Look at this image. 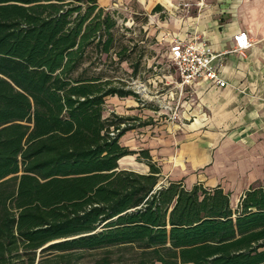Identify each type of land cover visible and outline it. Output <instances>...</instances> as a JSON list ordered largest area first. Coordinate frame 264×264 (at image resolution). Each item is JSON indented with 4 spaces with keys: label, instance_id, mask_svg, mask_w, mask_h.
Returning <instances> with one entry per match:
<instances>
[{
    "label": "trees",
    "instance_id": "1",
    "mask_svg": "<svg viewBox=\"0 0 264 264\" xmlns=\"http://www.w3.org/2000/svg\"><path fill=\"white\" fill-rule=\"evenodd\" d=\"M115 27L97 0H0V264H264L262 187L232 208L120 146L137 118H104L105 102L140 99L96 72L125 59ZM135 154L147 174L118 169Z\"/></svg>",
    "mask_w": 264,
    "mask_h": 264
},
{
    "label": "crops",
    "instance_id": "2",
    "mask_svg": "<svg viewBox=\"0 0 264 264\" xmlns=\"http://www.w3.org/2000/svg\"><path fill=\"white\" fill-rule=\"evenodd\" d=\"M97 4L105 10L146 13L148 24L154 23L168 48L173 41L205 42L216 55L210 68L226 83L224 88L207 81L180 85L175 74L173 86L160 100L155 98L156 106L141 108L133 98H108L104 108L114 105L115 111L109 112L139 122L122 135L120 146L147 151L159 171V184L219 187L229 195L232 208L250 187L264 189V0H97ZM238 32H245L252 43L244 57L232 52ZM165 105L177 108L175 120L161 112ZM103 117L108 116L103 112ZM137 156L119 159L118 169L147 174L148 166Z\"/></svg>",
    "mask_w": 264,
    "mask_h": 264
},
{
    "label": "rangeland",
    "instance_id": "3",
    "mask_svg": "<svg viewBox=\"0 0 264 264\" xmlns=\"http://www.w3.org/2000/svg\"><path fill=\"white\" fill-rule=\"evenodd\" d=\"M109 11L113 13L116 20L115 50L127 48L125 59L118 61L115 55L112 56V59H105L102 56L101 62L96 66V72L100 70L104 76L112 77L117 85L124 84L126 88L136 93L141 100L137 102L142 104L141 108L147 105L156 106L155 98L160 100L173 86L172 81H176V72L169 58L168 45L160 38L159 30L156 29L154 23L148 24L149 19L146 13H133L124 9H109ZM138 62V75L133 77L131 68ZM147 80H150V83H147ZM177 80L179 82V78ZM141 85H144L145 88ZM171 108L177 111V108ZM109 110L115 112L114 105L104 108V116L116 115ZM172 110L161 108V112L169 114V117H171ZM125 118L133 117L128 115ZM141 120L145 121L146 119L141 118ZM138 123L128 121V124L132 126H136ZM101 257L100 253L88 254L82 259L81 264H95L96 260ZM116 258L114 255V261L111 264H118Z\"/></svg>",
    "mask_w": 264,
    "mask_h": 264
},
{
    "label": "built area",
    "instance_id": "4",
    "mask_svg": "<svg viewBox=\"0 0 264 264\" xmlns=\"http://www.w3.org/2000/svg\"><path fill=\"white\" fill-rule=\"evenodd\" d=\"M198 5L200 6L201 2ZM251 44L245 32H238L233 37L232 52L238 54L240 57H244L245 51ZM168 54L179 78L180 85L189 84L194 81H207L218 88L226 86V83L220 79L217 72L210 68V64L216 58V55L205 42L198 41L197 39L188 42L173 41L169 45ZM163 109L172 110L167 105L163 106ZM170 118L172 120L177 118L176 110H172ZM123 127L124 125H121V128ZM117 132L118 130L114 131L111 129L109 135L113 137Z\"/></svg>",
    "mask_w": 264,
    "mask_h": 264
}]
</instances>
